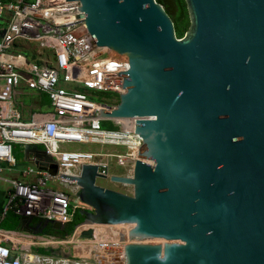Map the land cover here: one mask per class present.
<instances>
[{"label":"water","instance_id":"obj_1","mask_svg":"<svg viewBox=\"0 0 264 264\" xmlns=\"http://www.w3.org/2000/svg\"><path fill=\"white\" fill-rule=\"evenodd\" d=\"M67 1L107 52L95 62L130 66L99 116L136 118L140 138L132 177L104 175V158L62 166L77 186L59 184L94 210L66 238L68 264H264V0H184L182 38L167 0ZM22 147L58 175L42 148ZM20 231L42 234L31 219Z\"/></svg>","mask_w":264,"mask_h":264},{"label":"built area","instance_id":"obj_2","mask_svg":"<svg viewBox=\"0 0 264 264\" xmlns=\"http://www.w3.org/2000/svg\"><path fill=\"white\" fill-rule=\"evenodd\" d=\"M7 15V25L0 28V183L8 187V205L1 218L11 212L20 221L64 225L77 210L94 212L73 190L59 184L77 186L76 181L61 177L64 164L77 158L110 159V168L101 169L104 175L110 170V177H132L140 160L137 119L99 116L101 111H112L119 104L122 91L111 87L118 80L124 81L119 73L129 71L130 66L95 62L107 52L97 51L99 46L86 31L79 1L0 0V20ZM75 31L84 33L76 37ZM18 40L33 45L32 56L13 50ZM21 87L45 94L48 109L27 112L17 101ZM100 92L116 97L101 102L89 98ZM106 121L113 122L115 129H103L101 123ZM71 144L120 150H67ZM24 145L42 148L59 167L58 175L51 176L32 162L20 168L24 160H17L14 151L16 146ZM116 167L124 173L113 172ZM53 239L61 240L51 235L0 229V264H68L67 257L54 259L36 253L42 248L65 249L39 244Z\"/></svg>","mask_w":264,"mask_h":264},{"label":"rangeland","instance_id":"obj_3","mask_svg":"<svg viewBox=\"0 0 264 264\" xmlns=\"http://www.w3.org/2000/svg\"><path fill=\"white\" fill-rule=\"evenodd\" d=\"M84 32L81 31H75L73 32V34L76 37H80ZM32 56V53H30ZM61 86H63L61 84ZM19 94L17 95V101L19 103H22L25 110H27L28 108L31 107V98L33 97V95H35V91H33L32 89H27V88H20L18 90ZM114 97H116L115 94L112 93H108V92H100L98 93L96 96L90 95L89 98L93 99L95 101H112L114 99ZM117 99L119 100V98L117 97ZM102 128L103 129H115V125L113 124V122H102ZM67 150L70 151H106V150H120V148H114V147H102V146H96V145H86V144H71V145H67L66 146ZM120 152V151H118ZM30 164L29 162L23 161L21 164H19L20 168L26 166ZM113 172L117 173V174H123L124 171L119 168L116 167L113 169ZM50 183H47V186H49ZM7 185L0 183V213L2 211L1 214L4 213V210L6 209L7 205H8V201L6 200V192H7ZM73 235V234H72ZM71 235V236H72ZM70 237V236H69ZM68 237V238H69ZM61 239V238H59ZM61 240H66L65 239H61ZM44 250V248H42ZM62 249V248H61ZM63 250V249H62ZM61 250V251H62ZM62 256L67 257V252H60V257L62 258Z\"/></svg>","mask_w":264,"mask_h":264},{"label":"trees","instance_id":"obj_4","mask_svg":"<svg viewBox=\"0 0 264 264\" xmlns=\"http://www.w3.org/2000/svg\"><path fill=\"white\" fill-rule=\"evenodd\" d=\"M186 28L187 27L184 25H182L180 27L179 26L176 27V34H177L178 38H182L184 36ZM21 51H24L25 53H27V51H25L24 49H21ZM45 98H46V102L48 101V105H49L48 97L45 96ZM43 100H45V99L43 98ZM14 154H15V157L17 158V160L21 159L22 155H23L22 147L16 146ZM81 211H83V210H77L75 212L74 218L71 221L65 223L63 225V227L60 229H56V228H54V226L52 224H46L45 222L42 223L39 221H34V224H41L42 225L41 230H42V235H44V236H50L51 235V236H55V237H58L61 239H65L69 236L71 237V235L74 234L76 227L85 221V216H83L81 214ZM20 222L21 221H20L19 217H16L11 212H9L6 214V216L2 220L0 219V229L8 230V231L20 230ZM62 241H64V240H62ZM63 244H65V243H63ZM38 253L40 255H43V256H49L50 255V252L47 250H39Z\"/></svg>","mask_w":264,"mask_h":264},{"label":"crops","instance_id":"obj_5","mask_svg":"<svg viewBox=\"0 0 264 264\" xmlns=\"http://www.w3.org/2000/svg\"><path fill=\"white\" fill-rule=\"evenodd\" d=\"M8 21H9V16L7 15V17L6 18H4L3 20H0V28H3L4 26H6L7 25V23H8ZM21 49H24L25 51H27V53H25L24 51H21ZM13 50L15 51V52H20V53H23V54H25V55H30V53L32 52V50H33V45H31V44H28V43H25V42H23L22 40H18L15 44H14V47H13ZM32 58V57H31ZM22 88H25V87H22ZM34 91V90H33ZM45 94H43V93H38V92H36L35 91V95H33V97L31 98V107L30 108H28L26 111L28 112V111H36V110H39V111H46V109H48V107H49V105H48V101L46 102V98H45ZM43 98L45 99V100H43ZM20 147H22V146H20ZM22 150H23V147H22ZM23 154H24V151H23ZM21 160H24V155H22V158H21ZM1 213H2V211H1ZM0 213V219H2L1 218V214ZM36 226H42L41 224H34V221H32V227H36ZM42 235V234H41ZM39 244H41V246H45V244L44 243H39ZM45 247H53V246H45ZM39 250H43V249H38L37 251H36V253L37 254H39L38 253V251ZM51 250V249H50ZM48 251V250H47ZM54 251V250H53ZM64 251H66V249H63L62 251H58L59 253L60 252H64ZM67 252V251H66ZM47 257H52V258H54V259H62L64 256H62V258L60 257V258H56V257H53V256H51V255H49V256H47Z\"/></svg>","mask_w":264,"mask_h":264},{"label":"flooded vegetation","instance_id":"obj_6","mask_svg":"<svg viewBox=\"0 0 264 264\" xmlns=\"http://www.w3.org/2000/svg\"><path fill=\"white\" fill-rule=\"evenodd\" d=\"M167 1H168V5H165L162 1L159 3L164 7L165 10H169V12L171 13L175 30L177 26L180 27L184 25L187 27L185 30L186 33L190 27L191 22L189 19V14L187 11V6L185 1L184 0H167ZM62 242L65 243V240Z\"/></svg>","mask_w":264,"mask_h":264},{"label":"bare ground","instance_id":"obj_7","mask_svg":"<svg viewBox=\"0 0 264 264\" xmlns=\"http://www.w3.org/2000/svg\"><path fill=\"white\" fill-rule=\"evenodd\" d=\"M73 236V235H72ZM71 236V237H72ZM70 237V238H71ZM40 243H44L45 244V246H53V248H57V247H63V248H65L66 249V240H65V244H63L62 243V241L61 240H59V241H56V240H44V241H40ZM41 245V244H40Z\"/></svg>","mask_w":264,"mask_h":264}]
</instances>
